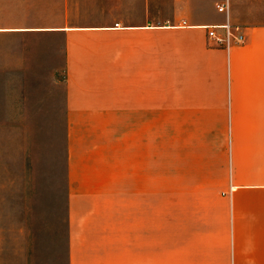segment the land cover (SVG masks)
<instances>
[{"label": "crops", "instance_id": "obj_1", "mask_svg": "<svg viewBox=\"0 0 264 264\" xmlns=\"http://www.w3.org/2000/svg\"><path fill=\"white\" fill-rule=\"evenodd\" d=\"M0 35V123L60 125L65 264H163L167 185L203 205L175 264H264V0H0Z\"/></svg>", "mask_w": 264, "mask_h": 264}, {"label": "rangeland", "instance_id": "obj_2", "mask_svg": "<svg viewBox=\"0 0 264 264\" xmlns=\"http://www.w3.org/2000/svg\"><path fill=\"white\" fill-rule=\"evenodd\" d=\"M5 36L0 35V59L11 51ZM52 110L46 125L0 123V264H65V206L58 186L60 125ZM49 170L51 177L56 173L57 185L54 177L49 186ZM157 191V202L149 195V259L175 264V240L198 226L196 213L203 205L189 197L194 193L188 189L167 185Z\"/></svg>", "mask_w": 264, "mask_h": 264}, {"label": "built area", "instance_id": "obj_3", "mask_svg": "<svg viewBox=\"0 0 264 264\" xmlns=\"http://www.w3.org/2000/svg\"><path fill=\"white\" fill-rule=\"evenodd\" d=\"M229 7V0H215V8L219 13H226ZM218 29L223 30V34H218ZM207 37L217 46L225 48L231 45L241 44L244 41V35L239 27L229 24L219 27H206Z\"/></svg>", "mask_w": 264, "mask_h": 264}]
</instances>
